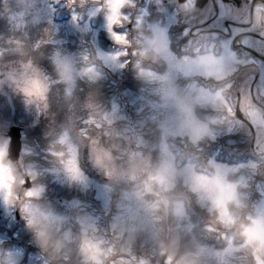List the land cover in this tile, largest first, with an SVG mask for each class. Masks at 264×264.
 Returning <instances> with one entry per match:
<instances>
[{"label": "clouds", "instance_id": "clouds-1", "mask_svg": "<svg viewBox=\"0 0 264 264\" xmlns=\"http://www.w3.org/2000/svg\"><path fill=\"white\" fill-rule=\"evenodd\" d=\"M12 5L28 23L0 37V264H264V51L245 35L264 37V0L231 34L219 0ZM240 134L251 150L222 157Z\"/></svg>", "mask_w": 264, "mask_h": 264}, {"label": "rangeland", "instance_id": "rangeland-1", "mask_svg": "<svg viewBox=\"0 0 264 264\" xmlns=\"http://www.w3.org/2000/svg\"><path fill=\"white\" fill-rule=\"evenodd\" d=\"M8 3H9V0H0V37H4V38H7L8 36L13 34V31H12L13 26H23L24 24L28 23L25 17H21L19 15V12L21 10L17 9L15 5H12L11 7H6L5 5ZM57 8H59L58 5H57ZM69 20H70V16L66 9L62 10L61 12L57 13L56 15L52 17L53 24L64 25V27L61 28L60 37L68 41V44L66 45L67 47L75 50L80 46V40H79V37L76 34H73L71 30L67 27ZM43 26L46 27L47 25H43ZM27 31H28V35L29 36L31 35L33 39H37L40 36V33L36 30V28L29 27ZM16 34L19 35L20 33H16ZM99 41H100L101 46L105 50L116 47L113 44L112 40L108 38L106 32L104 31H101L99 33ZM120 87L121 88L127 87V88L135 89V84L133 80L131 79V77L128 76L127 79L124 81L123 84H121ZM111 91L112 89H108L109 94L111 93ZM5 115H8V113L5 112ZM21 117H22V113L19 110V107H17V112H16L15 117H13V119L19 122ZM25 124H26V121L25 123L19 124V126L22 127V131L25 129ZM39 131L40 129L37 128L34 131H31L29 135L36 136L39 134ZM221 142H223V139L219 141V144ZM218 146L221 147L222 149V157H227L226 155L229 154V148H230V152L234 148L233 145L232 147H229V148L227 145H223V146L218 145ZM223 150L225 151L223 152ZM61 195L70 197L73 194L65 191V192H62ZM17 219H19V216L17 217ZM4 230L5 229L3 228V226L0 225V232H3ZM8 234L9 236H11L12 234L11 231ZM29 251H35V249L30 248Z\"/></svg>", "mask_w": 264, "mask_h": 264}, {"label": "flooded vegetation", "instance_id": "flooded-vegetation-1", "mask_svg": "<svg viewBox=\"0 0 264 264\" xmlns=\"http://www.w3.org/2000/svg\"><path fill=\"white\" fill-rule=\"evenodd\" d=\"M213 3H216L217 0H212ZM220 4L223 5L219 11L222 13L220 23L223 24L224 27L229 28V34L232 33L233 28L237 29H244L250 27L248 24L243 23H237L235 20H233L231 17L236 15V9L240 7L241 5H250L251 7H254L256 3H258V0H219ZM202 4H207L208 0H201ZM202 28H206V25H199ZM195 31V29H193ZM191 36V33H189ZM249 37L248 43L261 51H264V37L259 36V31L254 32H248L245 33ZM242 36H237L235 41H233L234 44H237V46L240 47L241 51H244L243 44H238L239 41H241ZM253 56H256V52L252 53ZM249 72V69H243L242 74ZM233 140L237 141L236 144L233 145L234 148L242 149L244 151H250L251 150V143H244V137L242 134L240 135H234L231 136Z\"/></svg>", "mask_w": 264, "mask_h": 264}, {"label": "water", "instance_id": "water-1", "mask_svg": "<svg viewBox=\"0 0 264 264\" xmlns=\"http://www.w3.org/2000/svg\"><path fill=\"white\" fill-rule=\"evenodd\" d=\"M20 132H21V128L12 127L9 133L12 136V152L14 156L18 154L20 147Z\"/></svg>", "mask_w": 264, "mask_h": 264}, {"label": "trees", "instance_id": "trees-1", "mask_svg": "<svg viewBox=\"0 0 264 264\" xmlns=\"http://www.w3.org/2000/svg\"><path fill=\"white\" fill-rule=\"evenodd\" d=\"M30 37L33 39V37L30 35Z\"/></svg>", "mask_w": 264, "mask_h": 264}]
</instances>
